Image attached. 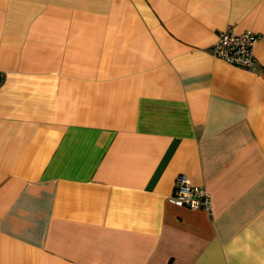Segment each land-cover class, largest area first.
<instances>
[{
  "label": "crops",
  "instance_id": "crops-1",
  "mask_svg": "<svg viewBox=\"0 0 264 264\" xmlns=\"http://www.w3.org/2000/svg\"><path fill=\"white\" fill-rule=\"evenodd\" d=\"M0 72V264H264V0H0Z\"/></svg>",
  "mask_w": 264,
  "mask_h": 264
},
{
  "label": "built area",
  "instance_id": "built-area-1",
  "mask_svg": "<svg viewBox=\"0 0 264 264\" xmlns=\"http://www.w3.org/2000/svg\"><path fill=\"white\" fill-rule=\"evenodd\" d=\"M259 37L251 32L235 34L227 28L218 35L217 41L211 48L213 57L223 60L227 64L247 70H253L255 57L254 45ZM2 74L0 72V82ZM175 201L190 210H211V198L204 187L194 186L183 175L175 178L173 188Z\"/></svg>",
  "mask_w": 264,
  "mask_h": 264
}]
</instances>
